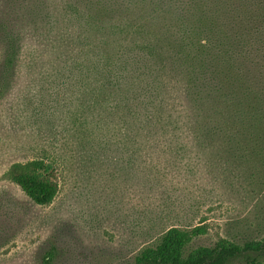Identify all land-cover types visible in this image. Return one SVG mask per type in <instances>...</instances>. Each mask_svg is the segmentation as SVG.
<instances>
[{
	"label": "rangeland",
	"instance_id": "1",
	"mask_svg": "<svg viewBox=\"0 0 264 264\" xmlns=\"http://www.w3.org/2000/svg\"><path fill=\"white\" fill-rule=\"evenodd\" d=\"M67 2L0 0V264H133L170 227H203L189 247L218 237L261 238L264 161L257 146L243 162L224 145L198 144L190 135L184 176L130 179L134 144L120 126V98L76 63L78 26L62 10ZM208 2L218 11L215 30L225 21L244 23L252 44L264 39V0ZM248 66V78L264 81ZM182 97L172 109L186 120ZM238 102L242 107L244 98ZM252 103L264 107V97ZM36 158L58 171V193L47 206L6 175L11 164Z\"/></svg>",
	"mask_w": 264,
	"mask_h": 264
},
{
	"label": "trees",
	"instance_id": "2",
	"mask_svg": "<svg viewBox=\"0 0 264 264\" xmlns=\"http://www.w3.org/2000/svg\"><path fill=\"white\" fill-rule=\"evenodd\" d=\"M67 1L62 10L78 26L72 36L76 63L102 87L114 86L120 98V126L126 144H134L130 179H166L171 171L184 176L195 143L190 135L198 144L207 139L211 146L224 145L243 162L257 146L264 161V107L252 103L264 97V88H257L264 81H252L247 69L253 66L264 80V39L252 44L246 24L225 21L215 30L218 11L209 0ZM179 94L178 111L187 112L186 120L172 109ZM6 175L38 205L51 204L58 193V171L42 159L15 162ZM203 232L199 226L170 227L133 264H264V235L243 242L218 237L211 245L189 247Z\"/></svg>",
	"mask_w": 264,
	"mask_h": 264
}]
</instances>
